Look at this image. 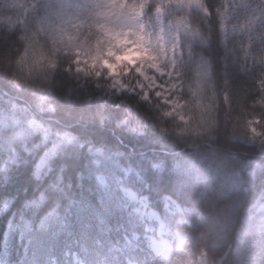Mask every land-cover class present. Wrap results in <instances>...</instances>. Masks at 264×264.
<instances>
[{"label": "clouds", "instance_id": "9594fccd", "mask_svg": "<svg viewBox=\"0 0 264 264\" xmlns=\"http://www.w3.org/2000/svg\"><path fill=\"white\" fill-rule=\"evenodd\" d=\"M0 264H264V0H0Z\"/></svg>", "mask_w": 264, "mask_h": 264}]
</instances>
